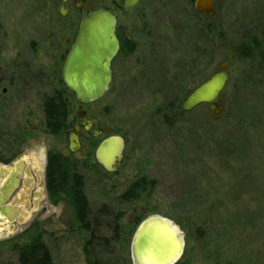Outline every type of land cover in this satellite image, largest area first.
I'll use <instances>...</instances> for the list:
<instances>
[{
    "label": "rangeland",
    "instance_id": "374dc122",
    "mask_svg": "<svg viewBox=\"0 0 264 264\" xmlns=\"http://www.w3.org/2000/svg\"><path fill=\"white\" fill-rule=\"evenodd\" d=\"M61 2L0 0V155L19 154L30 167L40 166L45 152L46 163L49 153L74 163L93 233L80 229L67 198L54 203L46 191L26 233L16 226L0 235V264H20L14 246L32 236L51 264H132L134 232L150 216L169 219L183 233L180 264H264V51L257 42L250 46L251 37L264 44V0H215L213 18L196 17L190 0H149L128 14L104 5L120 26H148L154 36V59L143 76L135 77L129 63L116 76L118 92L82 107L101 122V139L124 138L115 173H103L84 148L69 152L67 138L79 122L74 95L57 93L70 108L62 132L45 128L42 102L54 84L47 69L56 21H80L73 8L61 19ZM89 7L100 10L101 0ZM224 62L230 81L218 115L207 106L179 113L187 92ZM140 179L154 182L148 195L123 199Z\"/></svg>",
    "mask_w": 264,
    "mask_h": 264
},
{
    "label": "water",
    "instance_id": "95a60500",
    "mask_svg": "<svg viewBox=\"0 0 264 264\" xmlns=\"http://www.w3.org/2000/svg\"><path fill=\"white\" fill-rule=\"evenodd\" d=\"M141 1L125 0L122 11L134 9ZM63 4L64 1L61 9ZM194 7L207 17L215 14L214 0H195ZM81 9L83 16L78 35L62 68V83L74 94L78 103L85 105L105 95L111 80L110 63L117 53L118 42L114 35V14L104 10L89 13L85 5ZM60 16H64L61 11ZM218 70L182 100L181 113H190L204 105L216 107L228 81L227 64H220ZM75 140L76 137L71 135L70 144ZM122 151L123 140L112 136L102 141L95 157L107 172H114L122 158ZM4 213L8 214V222L20 215L18 209L9 207L0 208V215ZM7 227V230L0 232H12V227ZM184 248V235L174 222L160 216H150L140 222L134 232L130 247L131 261L132 264H177L184 255Z\"/></svg>",
    "mask_w": 264,
    "mask_h": 264
},
{
    "label": "flooded vegetation",
    "instance_id": "af4514ba",
    "mask_svg": "<svg viewBox=\"0 0 264 264\" xmlns=\"http://www.w3.org/2000/svg\"><path fill=\"white\" fill-rule=\"evenodd\" d=\"M62 1H64L63 8L61 9V6H62V2H61V5L58 11L59 16H60V11L64 13L63 17L60 16L61 19L65 20L64 18L70 13V11L73 8L78 11L77 13L80 15V21L78 22V19H75L69 24L64 23L61 20L56 21L57 22V32L53 38L55 39L54 40V54L52 55L53 57L52 61L49 62L50 66H48V69H47L48 74H49L48 79L52 80L54 84L52 83L51 84L52 87L49 88L50 95L44 97V100L42 102L43 109L45 105L47 104V101H49L50 99H53V96L56 97L58 95L57 94L58 92L60 93L67 92L68 94L74 95L72 92L68 91L62 83V68H63L64 62L69 52L71 51L75 43L76 37L78 35L79 26H80L82 16H83V11L81 8L85 5L89 13L98 11V10L92 11L89 7V4H91L95 0H62ZM124 1L125 0H101L100 10L109 11L112 14H114L112 10L119 11V13L128 14L130 12H134L135 10H139L140 7L143 6L149 0H142L134 9H131L128 12L122 11ZM190 1H191V9L194 12L196 17L198 16L207 17L203 14L198 13L195 10V7H194L195 0H190ZM106 4L111 6L112 10L107 9L104 6ZM214 5H215V14H216L217 5H216L215 0H214ZM114 16L116 20L114 35L118 42V50H117L115 57L110 63L111 80H110V84H109V87L105 95L108 94L110 91L113 93H116L120 90L119 86H115V80H116L117 75H121V73L125 71L126 66L133 64L136 70L134 74L135 77L139 75L143 76L141 71L145 70V67L147 68V65L154 59V57L152 56L154 36H153V31L151 30V28H148V26L146 27L139 26V28L135 29V26H131V25L120 26L117 21V16L115 14ZM213 17L208 16V18H213ZM261 45H262V48L260 52L262 53L264 51V44L262 41H261ZM197 52L201 53V47L200 45L197 46V43H196V53ZM198 59L195 58L194 62L197 63ZM218 66L216 68L215 73L219 71ZM226 74L228 76V81L226 84V87H227L230 81V75L228 73V64H227ZM148 79L150 80L151 78H148ZM113 82H114V85H113ZM143 85L144 84H142V86ZM59 86L61 87V90L58 89ZM193 89L189 90L187 94L185 95V97ZM221 98L222 96L217 100L216 107L214 106L215 108H212L211 106H207V105H204V106H207L210 109H214L216 111L218 110V102L220 101ZM64 103L66 104V102ZM86 105H89V104L82 105L78 103V108L74 110V113L79 118V122L73 125L72 132L68 135V138H67L68 150L69 152L74 154V153L79 152L82 148H84V151H86L85 153L87 155V158L88 159L93 158L95 160V165H97L103 173H108L97 162L95 154H96V151L99 145L102 143V141L112 136H116V137H120V136L112 135L108 137H103V139H101L100 136L103 131L101 122L97 121L96 119H93L92 114H87L86 111L82 110V107ZM69 111H70V108L67 106V115L65 119L66 122H67ZM179 112H180V109H179ZM44 123H45V116H44ZM29 128L33 130L35 127L33 125H29ZM111 131H112L111 129H108L106 132L111 133ZM23 132L25 134L26 128L23 130ZM84 134H86L87 136H86V139L82 141ZM71 135H74L76 137V140L72 144H70L69 142V138ZM121 139L123 140L124 138H121ZM22 142L23 144H25L24 142H26V137ZM124 149H125V142L123 140L122 158L119 162L118 167L116 168V171H114V173L117 172L118 168L120 167V163L123 160ZM71 150H73L74 152ZM10 153L11 152H9V154L5 156L0 155V202H1L0 208H5V207L16 208L19 210V213L22 216L18 215L16 218L13 219L12 222H8V219H7L8 214L4 213L3 215H0V226L1 225L3 226L4 224H6V226L7 225L11 226L12 229H14V227L16 226L22 227V233H23L27 229V228H24L25 225L33 218L34 214L38 213L41 207L42 199L46 193L45 168L43 169L42 165H43V162L46 160L47 154L45 152V154L41 156L40 166L39 165L32 166L30 164L31 165L30 167L27 162L23 161L21 157H18L19 154L12 159ZM45 164H46V161H45ZM1 233L2 232H0V234Z\"/></svg>",
    "mask_w": 264,
    "mask_h": 264
},
{
    "label": "trees",
    "instance_id": "16d2710c",
    "mask_svg": "<svg viewBox=\"0 0 264 264\" xmlns=\"http://www.w3.org/2000/svg\"><path fill=\"white\" fill-rule=\"evenodd\" d=\"M208 27L209 32H211V27ZM256 42L261 45L259 39L253 40L252 37L250 38V46H254ZM66 109L67 106L61 101L60 96L47 101L44 112L45 128L49 134L56 135L62 132L67 115ZM75 169L76 165L69 162L68 159L57 153H49L45 168L46 191L51 202L55 203L67 198L80 229L93 233L94 225L91 223L93 222V218L89 216L90 210L88 209V201L83 191V179L76 173ZM145 180L140 179L133 183L122 198L126 199L141 194L148 195L147 190L154 187V182H146ZM117 231L118 229L113 232V237H116ZM14 250L17 251L20 264H51L49 253L38 236H32L27 243L21 246H14ZM88 264L99 263L89 260Z\"/></svg>",
    "mask_w": 264,
    "mask_h": 264
},
{
    "label": "bare ground",
    "instance_id": "6f19581e",
    "mask_svg": "<svg viewBox=\"0 0 264 264\" xmlns=\"http://www.w3.org/2000/svg\"><path fill=\"white\" fill-rule=\"evenodd\" d=\"M11 208H13V207H11ZM1 235V234H0Z\"/></svg>",
    "mask_w": 264,
    "mask_h": 264
}]
</instances>
